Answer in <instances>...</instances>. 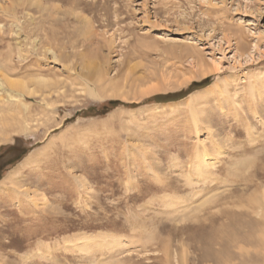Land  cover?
<instances>
[{"label": "rangeland", "instance_id": "obj_1", "mask_svg": "<svg viewBox=\"0 0 264 264\" xmlns=\"http://www.w3.org/2000/svg\"><path fill=\"white\" fill-rule=\"evenodd\" d=\"M0 122V264H264V0H0Z\"/></svg>", "mask_w": 264, "mask_h": 264}, {"label": "trees", "instance_id": "obj_2", "mask_svg": "<svg viewBox=\"0 0 264 264\" xmlns=\"http://www.w3.org/2000/svg\"><path fill=\"white\" fill-rule=\"evenodd\" d=\"M208 78H206V79H204V80H202V81H200V82H193L192 84H191V88H193V87H200V86H204V85H206L207 83H208ZM113 103H115V102H110V104H113Z\"/></svg>", "mask_w": 264, "mask_h": 264}, {"label": "bare ground", "instance_id": "obj_3", "mask_svg": "<svg viewBox=\"0 0 264 264\" xmlns=\"http://www.w3.org/2000/svg\"><path fill=\"white\" fill-rule=\"evenodd\" d=\"M57 45V44H56ZM53 46V45H52ZM59 49V48H58ZM60 53V52H59ZM67 54V53H66ZM81 55V54H80ZM77 56V55H76ZM92 70V69H91ZM101 80V79H100ZM41 82V81H40ZM44 83H45V81H44ZM12 84V83H11ZM18 87V86H17ZM26 88V87H25ZM24 90V89H23ZM26 90V89H25ZM28 91V90H27ZM3 101V100H2ZM3 113V112H2ZM2 118V117H1ZM7 121V120H6ZM1 123V122H0ZM207 155L206 154H204V155H202L201 156V160H202V162H203V164H205L204 162H205V157H206ZM200 160V161H201ZM208 162H206V164H207ZM202 163H200L199 165H201ZM205 164V165H206ZM202 166V165H201ZM200 167V166H199ZM205 166H203V168H204ZM208 169V168H207ZM201 172V171H200ZM202 173V172H201ZM202 175V174H201ZM204 177V176H203ZM260 228H262V227H260ZM234 242V241H233ZM243 258V257H242Z\"/></svg>", "mask_w": 264, "mask_h": 264}]
</instances>
